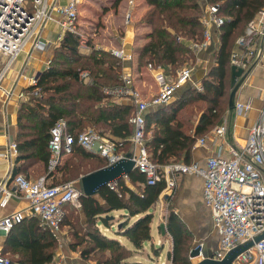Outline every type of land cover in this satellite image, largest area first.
Listing matches in <instances>:
<instances>
[{
	"label": "trees",
	"instance_id": "trees-1",
	"mask_svg": "<svg viewBox=\"0 0 264 264\" xmlns=\"http://www.w3.org/2000/svg\"><path fill=\"white\" fill-rule=\"evenodd\" d=\"M121 0H115L118 5ZM147 10L141 23L150 29L146 41L138 50L137 68L151 64L175 74L184 63L195 56L190 41L202 39L205 26L202 22L204 6L199 0H145ZM218 3V12L224 17L219 27L220 46L216 53L217 64L204 80V90L190 86L178 99L171 101L158 112L146 115V140L150 157L159 164L188 157L198 135L219 124L229 105L228 74L234 87L231 62L232 44L243 27L260 11L264 0H208ZM81 33L66 31L53 49L50 63L38 77V83L25 88L30 94L22 101L18 112L16 138L19 154L12 174L20 173L30 161L42 162L45 171L52 177L49 184L77 180L82 187L81 176L109 164L108 159L83 147L73 145L72 154L62 164L50 170L52 128L63 118L67 131L78 135L87 127L101 133L110 131L125 140L119 151L124 155L133 153L131 137L134 124L130 118L135 105L130 101L117 102L107 98L103 86L121 82L123 61L111 50L97 48L91 51L80 49ZM88 43H91L89 40ZM90 69V78L81 80V70ZM201 104L192 105L194 101ZM193 116L195 118L193 119ZM194 127V120L198 119ZM132 148V147H131ZM27 168V167H26ZM28 176V175H27ZM166 187L165 177L156 183H148L147 176L135 168L128 176L120 178L115 185H105L96 195L81 194V217L76 216L72 203L64 204L65 214L61 226L69 227L73 238L70 246L79 249L84 258L98 255L97 264H129L124 260L153 240L151 209L159 201ZM125 209L120 228L115 235L104 233L99 223L109 226L114 216L108 213ZM33 215L17 221L8 233V243L13 245L18 264H49L54 258L57 241L49 227L41 225ZM167 232L172 247L167 251L172 264H192L189 254V232L184 223L173 213L169 216ZM128 237L133 248L123 243L119 236ZM12 252V253H13Z\"/></svg>",
	"mask_w": 264,
	"mask_h": 264
},
{
	"label": "built area",
	"instance_id": "built-area-1",
	"mask_svg": "<svg viewBox=\"0 0 264 264\" xmlns=\"http://www.w3.org/2000/svg\"><path fill=\"white\" fill-rule=\"evenodd\" d=\"M88 1L90 0H68L62 4L60 0H0V88L6 70L28 44L32 49L47 46L42 33L48 21L54 20L60 25L62 34L58 36V40L66 31L81 33L80 9ZM218 9V3L207 5V10L202 16L205 26L203 38L190 41V47L195 53L207 48L211 43L212 32L208 26L214 24L220 27L224 22V17L219 14ZM254 30L253 21L249 23L247 31L251 34ZM239 44L242 48L233 52L232 63L243 68L247 60L254 55L255 49L252 45L244 49L246 39L243 36L239 38ZM80 47H89L84 38ZM112 53L122 61L133 57L122 48H114ZM90 73V69L85 68L80 71L79 77L87 81ZM192 73L193 67L190 64H184L177 69L176 75L171 80L163 71L156 73L159 89L157 93L146 97L135 85L131 74L122 70L121 82L104 85L103 92L107 98L114 101L125 99L135 105L130 118L134 124L133 141L136 145L132 154L137 168L146 174L148 183L154 184L161 177H165L167 187L172 188L176 184V174L179 172L203 176L204 200L212 209L214 224L219 234V247L213 257L222 259L231 250L264 233V108L241 148H231L229 154L218 152L210 155L203 165L198 161H172L159 164L151 159L145 144V112L170 101L175 92L192 79ZM38 77V75L31 76L30 84L36 85ZM198 89L202 91L204 87L200 85ZM13 91V89L8 90L6 94L11 96ZM25 95V91L19 93L20 97ZM235 107L238 110H249L251 103L238 101ZM227 129L225 123L219 124L213 129V134L222 137ZM76 141L86 149L106 157L109 163L123 156L118 152V143L96 128L87 127L76 136L67 131L66 121L60 118L52 128L49 144L52 152L50 170L60 165L65 156L72 154ZM207 141L208 138L202 136L197 139L196 144L204 145ZM10 147L14 154L19 152L17 142H12ZM9 178L15 184V188H9L6 182L0 181V206H6L12 197L22 193L29 201L31 213L40 219L42 226L49 227L56 235L65 214L64 204L70 202L77 207L81 206L82 189L77 186L76 180L49 184L45 177L32 179L21 172L10 174ZM23 218V213L19 211L4 217L0 216V232L8 233L13 225ZM254 261L264 264V237L238 255L234 264H253ZM0 264H18V262L11 261L0 253Z\"/></svg>",
	"mask_w": 264,
	"mask_h": 264
},
{
	"label": "crops",
	"instance_id": "crops-1",
	"mask_svg": "<svg viewBox=\"0 0 264 264\" xmlns=\"http://www.w3.org/2000/svg\"><path fill=\"white\" fill-rule=\"evenodd\" d=\"M67 1L68 0H60V3L64 4ZM135 1L136 0H133V2H131V0H121L118 5H114V8L118 10L116 15H122V23L123 27H125V35L123 36L121 43H119L118 45L113 44V46L99 45L93 39H86L83 32L81 31L83 38L86 40V44L87 46L89 45V47H80V49L82 52L88 53L92 49L91 44H94L98 48H103L111 51L114 48H122L126 52L131 53L133 55L132 59H126L123 61L124 65L122 70L131 74L135 85L143 92L146 97H148L154 93H157L159 89V85L156 80V73L163 71L168 79L171 80L176 75L177 71L175 72V74H173L172 72H166L162 67L156 68L151 64L144 65L141 68H137L136 57L138 54V50L146 41L145 34L150 28L145 24L143 25L142 23L138 26L140 30L143 29L142 31H139L138 28L134 27L136 20L134 19V15L136 17L135 12L137 11L138 7L141 6L143 2H145V0H139L138 2ZM207 5L208 2L205 5L204 11L207 10ZM130 6L135 7V9H130ZM128 14H130L129 17L127 16ZM143 14L144 11L139 14V17ZM253 21L255 23V30L250 34L248 33L247 29L249 23ZM208 27L212 32V40L210 45L207 48L199 50L196 53L194 52L195 57L191 61L186 63L190 64L193 67L192 79L185 83L181 88H179L170 101H168L166 104L148 109L145 112V115H148L151 112L155 113L162 110L171 101H174L181 97L190 86H194L197 89L200 85L204 87V80L208 76H210L212 69L217 64L216 53L220 46L219 27L214 24H210ZM60 34H62L60 25L54 20L48 21L42 33L44 39L47 41V46L45 48L32 49L31 45L28 44L25 49L18 54L11 66L6 70V73L2 80V86L0 88V181L6 182V186L12 189L15 188V184L11 181L9 175L12 174L14 168L21 165L23 161H17L19 152L17 154H14L12 152L10 144L12 142H16L19 130L17 118L20 105L22 101H27L30 98V94L26 92L25 88L31 86L29 78L33 75H38L50 63V59L53 55V49L56 45L59 44L58 36ZM241 36L245 37L246 39V45H243L244 49L252 45L255 49V53L251 58L247 60L245 66L243 67V72L246 74L238 90L236 91L235 103L238 101L243 103H251V108L249 110H238L235 105L233 108H230V106L228 105V108H226L224 111L223 120L219 123H225L227 125L228 129L226 134L222 137L215 136L213 134V129L215 128V126L219 125L216 124L214 127H211L203 134L197 136V139L202 136H206L208 138L206 144L197 145L196 139L188 157L184 155L177 161H198L201 165H203L206 158L210 155L217 154L218 152L229 154L231 148H241L246 142V138L252 125L259 118L261 111L264 108V12L260 11L254 16V18H252L247 24H245L243 27V31L239 33L233 41L230 56L231 65H234L232 63L233 52L242 48L239 44V38ZM89 40L91 41V43H88ZM230 76L231 71L229 68V97L233 89L231 84L229 83V81L231 82ZM242 76L243 74L238 77L237 81H239ZM12 89L14 90L13 94L11 96H8L6 94V91ZM21 91H25L26 95L20 97L19 93ZM123 101L127 100L123 99L122 101L117 102ZM198 120L199 118L194 120V127L192 131L195 130V127L198 124ZM104 134L118 143V152L124 155V152H120L119 149L123 145L125 140L118 136H115L110 131H107ZM131 141L132 146H130V149H133L132 151L134 152L136 145L133 141V135L131 137ZM70 155L71 154L65 156L63 160ZM21 173L28 175V177L32 179L45 177L47 182H50L52 179V177L48 176L49 173L45 171L42 162L39 160H33L25 164L23 170H21ZM175 188L179 189L180 196L185 203V210L187 212L190 211L194 215V217H198L201 220V223L204 220L208 221L209 230H213L215 241L214 253L211 254V256H208L213 257L215 251L219 247V234L214 224L212 209L206 204L204 200L203 176L195 173L179 172L176 174V184L174 185V187L168 188L166 181V187L163 190L161 196L165 195L169 197L168 191ZM96 197L100 198L98 194H96ZM18 211L22 212L24 217H31L34 215L30 211L28 199L22 193H19L18 196L12 197L6 206H0L1 217ZM127 213L128 212L125 209H115L109 212L108 214L114 216V219L111 220L109 226L99 223L101 230L108 235H115L120 228L121 222L123 220V215ZM8 233L2 231L0 232V253L4 256L6 254L12 253V250L14 249L13 245L8 243ZM119 239L128 247L133 248L132 242L128 237L120 235ZM147 243H150V241L146 242L141 248L143 249V251L141 249L134 250L133 260H135V263L146 264L145 260L149 259ZM253 264L260 263L259 261H254Z\"/></svg>",
	"mask_w": 264,
	"mask_h": 264
},
{
	"label": "rangeland",
	"instance_id": "rangeland-1",
	"mask_svg": "<svg viewBox=\"0 0 264 264\" xmlns=\"http://www.w3.org/2000/svg\"><path fill=\"white\" fill-rule=\"evenodd\" d=\"M114 1L115 0H90L81 7L79 25L80 30L83 32L86 39H93L97 44L103 46H113V44L118 45L121 43L123 36L125 35V27H123L122 15H116L118 10L114 8ZM138 1L139 0H136L135 2ZM199 1L205 8L208 0ZM147 8L148 5L145 2L138 7L135 12L136 17L134 15V19H136L134 27L139 29L138 26L141 25L142 18V15L139 17V14L143 11L145 12ZM130 9L134 10L135 7L130 6ZM142 30L143 29H139V31ZM201 103L202 102L198 100L194 101L186 106L185 110L191 108L192 105H198ZM194 118L195 116H193V119ZM168 193L169 197L165 195L160 196L159 201L152 208L154 214L152 221L153 240L150 241V243H147L149 259L145 260L146 264H172L167 253V250L172 247L171 236L167 232V223L169 216L173 213L184 223L189 232V254L191 249L200 245L202 255L204 257L211 256V254L214 253L215 241L214 232L213 230H209L208 221L204 220L201 223V220L198 217H194L190 211L187 212L185 210V203L180 196L178 188L169 190ZM73 209H75V215L82 218L79 209L75 207ZM162 224L164 225L163 227H161ZM163 229L164 233L162 231ZM51 233L57 241V246L55 247L54 258L49 264H97V254H92L89 258H84L79 249H74L70 246V240L73 238V235L70 234L69 227L62 225L60 230H58L57 235L53 231H51ZM141 250L143 251V249ZM5 256L10 259H16L17 254L13 252L6 254ZM133 257L134 251L133 254L127 257L124 261L129 264H138L135 263Z\"/></svg>",
	"mask_w": 264,
	"mask_h": 264
},
{
	"label": "water",
	"instance_id": "water-1",
	"mask_svg": "<svg viewBox=\"0 0 264 264\" xmlns=\"http://www.w3.org/2000/svg\"><path fill=\"white\" fill-rule=\"evenodd\" d=\"M232 69L234 87L229 97L230 108H233L235 105L236 91L238 90L246 74L243 72V68L237 65H233ZM242 74V78L237 81L238 77ZM136 167V161L133 158V154L128 153L127 155H123L120 159L113 163H109L91 172L85 173L81 176V194L96 195L101 187L108 184L111 185L112 183H116L120 178L128 176L129 173H131ZM163 226L164 225L162 224L161 227ZM162 231L164 233V229ZM262 237H264V233L262 235L257 236L254 240H250L246 244L231 250L222 259H216L214 257H204L202 255L201 246L198 245L190 251V258L192 259V264H234V260L238 255L247 251L254 245L255 241L259 240Z\"/></svg>",
	"mask_w": 264,
	"mask_h": 264
}]
</instances>
